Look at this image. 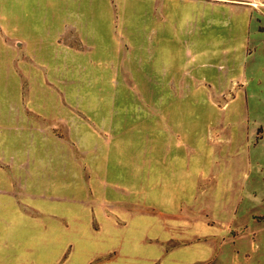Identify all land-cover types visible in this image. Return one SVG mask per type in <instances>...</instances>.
<instances>
[{
	"label": "rangeland",
	"instance_id": "374dc122",
	"mask_svg": "<svg viewBox=\"0 0 264 264\" xmlns=\"http://www.w3.org/2000/svg\"><path fill=\"white\" fill-rule=\"evenodd\" d=\"M20 2L0 0V161L6 163L10 153L38 144L43 132L36 113L45 105L67 102L65 95L36 91L53 85L40 76L34 61L43 46L54 47L56 53L52 42H56L57 32L24 29L37 25L44 15L27 14L28 6ZM110 2L138 12H147L153 5L147 0ZM228 4L251 5V23L247 13L236 6L211 10L190 1L171 0L166 6L171 10V28L154 32L113 26L75 32L76 42L80 39L84 44L131 41L145 47L161 41L168 49L171 72L164 85L171 93L160 97L147 94L150 86L155 90L163 87L147 84L146 70L140 71L141 77H135L132 84H123V93L96 95L93 89L100 80L89 77L93 63L90 65L85 50L76 54L72 62L76 92L67 96L71 105L106 102L143 106L124 112V120L133 122L124 128L125 134H138V142L104 146L107 156L119 154L117 160L108 162V167L119 166V185L130 184L129 172L136 169L139 181L129 192L119 221L94 220L92 229L100 232L92 231L91 236L89 207L28 197L21 216L7 211V264H264V7L243 0ZM141 17L133 14L131 19ZM137 23L132 20V25ZM139 50L130 54L146 60L147 49ZM59 55H65L62 46ZM118 55L110 47L108 54L95 57L113 60ZM134 62L138 60L133 57ZM149 102L179 106L171 112V125L181 135L172 140L171 158L159 159L161 165H156L157 171L169 170L170 182L161 188L157 185L154 191L148 184V111L143 109ZM80 125L82 130L77 129L76 135H95L91 124ZM94 145L97 148L92 152L98 156L91 159L96 172L91 179L100 181V151L105 143L102 140ZM83 162L88 160L77 159L79 169ZM87 170L91 172L89 166ZM4 179L5 173L0 172V182ZM100 199L93 196L92 206ZM62 221H70V230L77 236L85 234V238L77 237L64 262L56 236L64 231ZM3 226L1 222L2 239ZM113 249L116 254L112 258L92 261L97 252Z\"/></svg>",
	"mask_w": 264,
	"mask_h": 264
},
{
	"label": "crops",
	"instance_id": "0c3cea01",
	"mask_svg": "<svg viewBox=\"0 0 264 264\" xmlns=\"http://www.w3.org/2000/svg\"><path fill=\"white\" fill-rule=\"evenodd\" d=\"M153 4L147 12H138L137 9L123 8L109 3V0H21L20 4H26L27 14L44 15L39 19L37 25H26V30L54 31L56 34V53L54 47L43 46L37 50L34 62L40 76L50 81L51 86L38 87L37 93L65 95L62 106H43L36 113L40 118L43 134L38 137V144L26 147L25 150L14 151L7 156V163L0 161V172L5 173L3 183L0 182V223H3L5 237H0V264H7V211L13 215H20L27 207V199H43L49 202L63 203L69 205H84L89 207L88 223L91 229L88 235L93 232V221L103 219L104 222L118 219L121 211H124L125 202L129 198L130 191L136 189L134 183H138L139 170L129 172L131 183L121 186L119 177L121 176L118 165L108 167L111 159L117 160L119 154H108L104 152V146L108 143L124 142L132 144L139 140L138 134H125L126 126L130 123L124 120L126 111L130 109H140V104H110L99 102L75 107L67 96L76 92L75 83V61L76 54L85 50L89 59L92 72L89 73L91 79L100 80L94 86L93 93L96 95H108L123 93V84H132L135 77H141L140 71L147 70V84H157L163 88L155 90L153 87L146 89L150 96H163L170 94L171 89L166 88V77L171 72L170 61L167 60L168 49L161 41L150 43L147 46L133 44L131 41H118L104 44H84L79 39L75 40L76 31H101L111 29L113 26L119 29H148L152 31L165 30L171 28V10L166 6L171 0H147ZM190 1L192 5L200 7L222 8V6H236L228 3H235V0H223L222 4L218 0L214 2H204L202 0ZM246 4L259 2L264 7V0H243ZM247 13L249 23L250 7H240ZM142 15L141 18L131 19V16ZM139 19V20H138ZM132 20L139 21L132 25ZM65 32V33H64ZM248 31V38H249ZM68 39H71L70 41ZM68 40V41H67ZM50 45V44H48ZM60 46L63 47L64 56L59 55ZM110 47L113 52L120 55L113 60H103L96 58L99 54H108ZM249 47V44H247ZM59 48V50H58ZM139 49H147L148 57L145 60L140 55L133 56V52H140ZM247 49V48H246ZM80 50V51H78ZM95 54H92L94 53ZM245 55L249 57V55ZM133 57L138 62L133 63ZM103 60V61H102ZM40 70V71H39ZM144 74V73H143ZM27 79H32L26 75ZM125 80L129 82L125 83ZM132 80V81H130ZM72 85V86H71ZM49 87V88H48ZM135 87V86H134ZM137 89V88H135ZM28 90V89H27ZM147 113V135L145 139L148 143L149 190L154 191L157 185L161 188L166 186L170 180L167 179L166 169L157 171L156 165H161L159 159L167 160L171 158L173 138L179 139L180 131L176 126L171 125V112L176 110L177 105L170 103L149 102L144 104ZM57 107V108H55ZM34 115V113H29ZM28 114V115H29ZM27 115V116H28ZM81 123L91 124L94 136L90 133L76 135V130H82ZM80 126V128H78ZM37 138L36 136L33 139ZM104 141L100 151V159L103 164L100 169V181H92L95 176L92 174L93 166L91 159L98 156L97 152H92L97 148V143ZM76 143L83 145L77 146ZM121 146H119L120 150ZM79 149V150H77ZM121 155H124L123 153ZM134 153L132 154V157ZM87 159L88 163H82L81 169L77 167V159ZM80 163V162H79ZM78 163V164H79ZM88 166L91 172L89 173ZM95 172V171H94ZM96 173V172H95ZM164 173V174H161ZM158 174V177H156ZM92 178V179H91ZM1 181V180H0ZM96 196L102 199L92 206L91 200ZM127 207V206H126ZM96 208V209H94ZM64 231H58L57 248H61V262H64L73 250L74 243L78 239L85 238V234L77 236L76 231L70 230V221L65 224L62 221ZM82 235H84L82 237ZM77 243V242H76ZM116 254V250L97 252L93 255V262L108 260Z\"/></svg>",
	"mask_w": 264,
	"mask_h": 264
}]
</instances>
